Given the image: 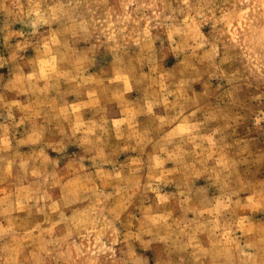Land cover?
I'll return each mask as SVG.
<instances>
[{
	"label": "clouds",
	"instance_id": "clouds-1",
	"mask_svg": "<svg viewBox=\"0 0 264 264\" xmlns=\"http://www.w3.org/2000/svg\"><path fill=\"white\" fill-rule=\"evenodd\" d=\"M0 264H264V0H0Z\"/></svg>",
	"mask_w": 264,
	"mask_h": 264
}]
</instances>
